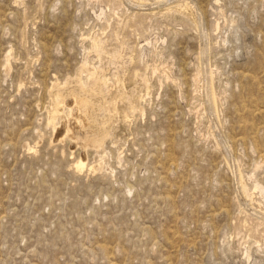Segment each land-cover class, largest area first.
<instances>
[{
  "label": "rangeland",
  "instance_id": "obj_1",
  "mask_svg": "<svg viewBox=\"0 0 264 264\" xmlns=\"http://www.w3.org/2000/svg\"><path fill=\"white\" fill-rule=\"evenodd\" d=\"M0 264H264V0H0Z\"/></svg>",
  "mask_w": 264,
  "mask_h": 264
},
{
  "label": "bare ground",
  "instance_id": "obj_2",
  "mask_svg": "<svg viewBox=\"0 0 264 264\" xmlns=\"http://www.w3.org/2000/svg\"><path fill=\"white\" fill-rule=\"evenodd\" d=\"M9 58H10V55L7 56L6 60L8 61ZM108 80L109 78H107L105 81H108ZM86 112H87V101L85 99H79L75 97L71 101L70 105H68L66 101L64 100L63 96L58 94L56 97V104L50 113L49 122H48V124L53 126L54 128V131H55V137H53L54 140H57L62 134V133H59L58 131L59 129H58L56 120H57V117L61 113H63L66 115L67 133L70 135V137L80 138L82 142L87 146H94V147L98 146V145H95L92 136L88 133L86 129V123H87ZM101 142H102L101 140L98 141V143H101ZM83 153H85L84 150L82 154ZM83 155L76 161V167L78 170H83L86 167V162H85V158Z\"/></svg>",
  "mask_w": 264,
  "mask_h": 264
}]
</instances>
